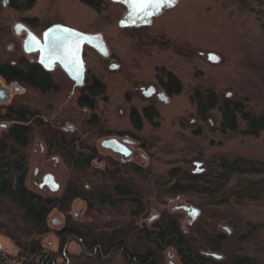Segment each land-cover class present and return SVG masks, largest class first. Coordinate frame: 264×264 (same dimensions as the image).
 I'll return each mask as SVG.
<instances>
[{
	"label": "rangeland",
	"instance_id": "374dc122",
	"mask_svg": "<svg viewBox=\"0 0 264 264\" xmlns=\"http://www.w3.org/2000/svg\"><path fill=\"white\" fill-rule=\"evenodd\" d=\"M23 2L0 0V64L23 67L35 61L36 54L22 49L24 33L13 29L17 21L39 35L53 22L100 32L110 51L105 57L84 46L86 76L101 80L105 90L91 110L77 103L78 88L58 65L49 72L51 88L17 83L20 89L0 101L6 153L12 142L5 136L15 123L6 113L16 116L23 109L29 116L28 143L20 150L26 187L64 199L63 208L47 214L48 231L41 235L55 263L139 264V255L148 254L153 264H183L169 233L173 227L185 243L179 247L188 245L205 264H264V129L247 132L238 114L237 127L222 130L217 106L202 116L191 100L196 91L212 90L219 102H239L252 114L264 113V0H178L151 24L125 28L117 24L125 8L112 0H102L99 11L80 0H34L29 9L21 8ZM208 52L220 59L210 61ZM112 58L117 68H109ZM168 72L179 81V91L168 93L166 102L142 94V86L157 85L159 78L165 82ZM0 84L6 85L1 76ZM149 106L146 117L143 108ZM133 108L139 128L130 118ZM110 136L131 154L103 146ZM78 151L92 155L86 165L85 155L76 158ZM46 172L54 175L56 189L40 184ZM175 184L181 190L175 191ZM71 188L82 196L66 201ZM182 205L199 213L191 218ZM0 221L5 228L0 264H21V246L32 234L7 198L0 199ZM64 225L102 245L93 246L90 256L80 236L69 237L60 256L57 231ZM169 238L172 244L165 243ZM103 247L110 249L102 252Z\"/></svg>",
	"mask_w": 264,
	"mask_h": 264
},
{
	"label": "trees",
	"instance_id": "16d2710c",
	"mask_svg": "<svg viewBox=\"0 0 264 264\" xmlns=\"http://www.w3.org/2000/svg\"><path fill=\"white\" fill-rule=\"evenodd\" d=\"M88 5H91L94 9L99 10L102 6V0H81ZM33 0H25L24 7L32 5ZM264 29V23L262 24ZM0 73L8 80H17L22 83H26L33 87H37L43 90H47L52 87L49 74L43 71L37 64H29L27 66V72L22 71L21 66H13L9 64H0ZM173 78V91L180 90L179 81L172 75ZM94 90V97L104 91V86L97 80L92 83ZM82 101L89 103V100ZM192 101L197 105L198 112L204 116L205 112L210 107L217 106L222 114L221 129L233 130L237 127V115L239 114L241 119L246 122V131L252 134H257L258 131L264 129V113L255 115L250 111L245 110L239 102L230 104L227 100L222 102L218 101L217 96L212 90H205L200 94L194 92L192 94ZM88 101V102H87ZM94 100L92 101V107H94ZM27 128L20 124L14 123L6 139L11 140L9 145L10 153L7 152V144H3L0 140V199L7 198L15 207L20 211L21 222L24 225V230L29 232L31 239L29 244L21 246L18 260L21 264H56L55 254L50 251H46L41 245V235L48 231L46 217L49 211L53 207L63 208L62 202L64 199H57L54 197H43L40 194L30 190L24 183L25 178V157L21 153V148L25 147L28 139ZM6 157L11 158L10 160ZM8 160V161H7ZM89 157L84 158V163H88ZM245 164V163H244ZM251 167V166H249ZM193 178V177H192ZM175 191L181 190L177 187V184L173 186ZM126 191V190H125ZM125 193V192H124ZM68 198L66 201L82 196L79 192L73 191V189H67ZM101 198V197H100ZM4 224L0 221V232L4 231ZM7 233V232H5ZM179 248V253L182 257L183 264H205V258L198 254H192L190 247L186 245V248L182 250L179 246L185 245L182 234L175 228H169ZM59 238V255L65 254L63 246L69 237L80 236V240L84 249L88 251L87 255L91 256L90 252H93L95 245H102L101 242L96 240L87 239L84 233L77 228L64 225L57 231ZM157 237L163 238L162 232L157 234ZM172 238H169L165 243L172 244ZM110 248H104L102 252H108ZM63 252V253H62ZM62 253V254H61ZM66 260L69 259V255L65 256ZM72 257V256H71ZM73 258V257H72ZM154 260L148 254L139 255V264H153Z\"/></svg>",
	"mask_w": 264,
	"mask_h": 264
},
{
	"label": "water",
	"instance_id": "95a60500",
	"mask_svg": "<svg viewBox=\"0 0 264 264\" xmlns=\"http://www.w3.org/2000/svg\"><path fill=\"white\" fill-rule=\"evenodd\" d=\"M121 2L126 6V11L118 20L120 27H130L139 25H148L152 17L160 14L165 8L174 6L178 0H112ZM22 25L15 24L17 32ZM83 44L93 46L101 55H108V48L102 37V34L82 32L78 29L56 23L51 25L43 33V41L37 38L33 33L28 31V36L24 41L26 51L39 49V61L46 69H52L55 62H58L67 75L74 80L75 85L83 83L84 62L82 59ZM207 58L212 62H217L220 57L214 52H208ZM102 145L110 146L113 149H120L121 145L115 138L105 139ZM200 164L201 162H195ZM51 178L50 188L56 189L58 183ZM183 208L195 218L199 213L198 208L186 206ZM218 257L216 253H212Z\"/></svg>",
	"mask_w": 264,
	"mask_h": 264
},
{
	"label": "flooded vegetation",
	"instance_id": "af4514ba",
	"mask_svg": "<svg viewBox=\"0 0 264 264\" xmlns=\"http://www.w3.org/2000/svg\"><path fill=\"white\" fill-rule=\"evenodd\" d=\"M9 0H2V3L3 4H6L7 2H8ZM13 1L14 0H10V3H11V5L13 4ZM81 1V0H80ZM33 2H34V0H33ZM33 2H32V5H33ZM82 3H84L85 5H87V6H89V7H91L92 9H94L91 5H88L87 3H85V2H83V1H81ZM116 2V1H115ZM24 3H25V0H24V2H23V4H22V6H21V8H24V9H29V8H31L32 7V5H30L29 7H24L25 5H24ZM119 3H121V2H119ZM122 4V3H121ZM14 5V4H13ZM123 6H124V8H125V10H124V12L126 11V6L124 5V4H122ZM18 8V7H17ZM169 8H171V7H169ZM169 8H165L160 14H162L165 10H167V9H169ZM94 10H96V9H94ZM100 10V9H99ZM99 10H96V11H99ZM124 12H123V14H124ZM123 14H122V16H123ZM160 14H158L157 16H159ZM121 16V17H122ZM120 17V18H121ZM154 17H156V16H154ZM154 17H152V21H153V19H154ZM119 18V19H120ZM152 21H151V23H152ZM16 23H20L21 25H22V28H20V31L19 32H17L16 31V29H15V24ZM15 24H14V26H13V29H14V31L17 33V34H21V33H24V36H23V38H22V49H23V51L25 52V53H27V54H30V53H34V54H36V58H35V61H33V62H25V64H24V66L23 67H21L22 68V71H24V72H27V66L29 65V64H37L43 71H45V72H47L48 74H49V72L50 71H52L55 67H56V65H58L61 69H62V67L59 65V63L58 62H55L54 63V66H53V68L52 69H46L45 67H44V65L39 61V57H40V51H39V49H36V50H30V51H26L25 49H24V41L26 40V38H27V36H28V31H30L31 33H33L37 38H39L41 41H43V33H44V31L46 30V29H48L51 25H53V24H56V23H60V24H63V25H66V26H69V27H72V28H75V29H78V28H76V27H74V26H71V25H68V24H66V23H62V22H53V23H49V24H47L44 28H43V30L41 31V33H40V35L38 34V33H36L35 31H33L30 27H29V25H27L24 21H17ZM150 23V24H151ZM117 24H118V21H117ZM146 25V24H145ZM119 26V25H118ZM141 26H144V25H139V26H130V27H141ZM121 28H125V27H121ZM78 30H80V29H78ZM80 31H82V32H87V31H83V30H80ZM88 33H91V32H88ZM97 33V32H96ZM100 33V32H99ZM102 37H103V35H102ZM103 39H104V37H103ZM105 41V40H104ZM105 43H106V41H105ZM84 46H90V47H93V46H91V45H88V44H83V47H82V59H83V62H84V75H83V83L81 84V85H75L74 84V80L73 79H71L68 75H67V73H66V75L73 81V89H75V88H78V95H77V103L81 106V107H84V108H86V109H90L91 110V108H93L92 107V101L94 100V103H95V98L97 97V96H95L94 97V95H93V93H94V90H93V86H92V83L95 81V80H97V81H99L103 86H104V84L102 83V81L101 80H99V79H97L94 75H92V76H86V64H85V60H84V54H83V52H84ZM106 46H107V44H106ZM94 48V47H93ZM107 48H108V46H107ZM95 49V48H94ZM96 50V49H95ZM97 51V50H96ZM98 52V51H97ZM99 53V52H98ZM110 56V51H109V48H108V55L107 56H105V57H109ZM2 64H6V63H2ZM9 65H15L14 64V62H11ZM16 66V65H15ZM118 67V63H116V62H113V58H112V60H111V62H110V64H109V68H111V69H114V68H117ZM0 76L4 79V81L6 82V85H2V84H0V101H2V102H6L7 100H8V98H9V94H10V90H13V91H17V90H19L20 89V85H17V83H20V84H25V85H28V84H26V83H22V82H19V81H17V80H8V79H6V77H4L1 73H0ZM49 78H50V76H49ZM159 81V83L156 85V84H149L147 87H144V86H142L141 87V92H142V94L144 95V96H146V97H151V96H153V95H155L158 99H160V100H164V102H166L167 100H168V93H170V92H172L173 91V78H172V73L171 72H168L167 73V78H166V80H165V82L161 79V78H159L158 79ZM7 84L9 85V87L7 86ZM29 86H31V85H29ZM53 86L54 87H56L54 84H53ZM31 87H33V86H31ZM35 88H37V87H35ZM38 89H40V88H38ZM40 90H43V89H40ZM43 91H45V90H43ZM74 90H72V92H73ZM105 91V90H104ZM104 91L102 92V93H104ZM81 98H83L84 100H89V103H86V102H84V101H82L81 100ZM88 102V101H87ZM8 108V110H13L12 108H11V106H9V107H7ZM150 109V106L149 107H144L143 108V115L144 116H146V117H149L150 116V112H148V110ZM11 112V113H10ZM28 113V115H29V112H27ZM31 115H32V113H30ZM6 115H7V118H8V120H10V122L12 123L13 121H15V123H20V124H22V125H24L26 128H27V130H28V133H27V135H28V139H29V132H30V124H29V122H27L28 121V117L24 114V110L22 109V110H20V112L19 113H17L16 114V116H14V114H13V111H9L8 113H6ZM93 115V114H92ZM92 117V116H91ZM140 116H139V114H138V112L133 108L132 110H131V113H130V118H131V121H132V124L135 126V127H137V128H139V126H140V118H139ZM90 120H91V118H90ZM19 121V122H18ZM14 124V123H13ZM13 124H11L10 125V128H11V126L13 125ZM1 125H3V126H6V124L5 123H3V124H1ZM10 128H9V130L7 131V134L9 133V131H10ZM7 134H6V136L5 137H7ZM110 138H115L117 141H119V143H120V145H121V147H120V149H113L112 147H110V146H105V147H107V148H110L111 150H113V151H116V152H118V153H121L122 155H125V156H129L130 154H131V150L128 148V146L124 143V142H122V141H120V140H118L115 136H110V137H108V138H105V139H110ZM28 139H27V143H28ZM105 139H103V140H105ZM102 140V141H103ZM102 141H101V144H102ZM126 141V140H125ZM27 145V144H26ZM104 146V145H103ZM88 156V157H90V156H92L91 154H86V153H84V152H82V151H78L77 152V155H76V158H78V157H81V156ZM195 162H200V161H194V164L196 165V166H199L200 164H196ZM193 172H198L199 171V169L196 167L195 169H193L192 170ZM25 173H26V171H25ZM48 175H50L51 177H52V181L54 180L55 181V178H54V175L51 173V172H46L44 175H43V177H42V180H41V182H40V184L42 185V184H46V185H48L49 187H50V183H51V178L48 176ZM56 182V181H55ZM120 192V191H119ZM183 206L184 205H182V208H183ZM186 206H189V205H186ZM192 218V217H191Z\"/></svg>",
	"mask_w": 264,
	"mask_h": 264
}]
</instances>
